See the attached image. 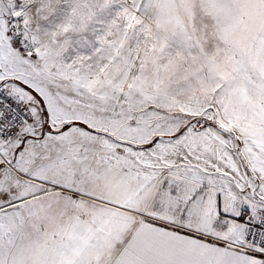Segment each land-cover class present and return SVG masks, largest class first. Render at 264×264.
<instances>
[{
    "label": "snow or ice",
    "instance_id": "1",
    "mask_svg": "<svg viewBox=\"0 0 264 264\" xmlns=\"http://www.w3.org/2000/svg\"><path fill=\"white\" fill-rule=\"evenodd\" d=\"M0 264H264V0H0Z\"/></svg>",
    "mask_w": 264,
    "mask_h": 264
}]
</instances>
